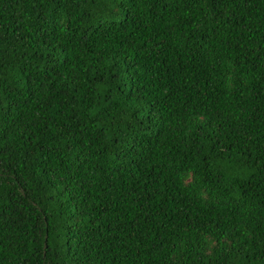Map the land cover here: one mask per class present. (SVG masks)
Listing matches in <instances>:
<instances>
[{"label":"trees","instance_id":"1","mask_svg":"<svg viewBox=\"0 0 264 264\" xmlns=\"http://www.w3.org/2000/svg\"><path fill=\"white\" fill-rule=\"evenodd\" d=\"M0 264H264V0H0Z\"/></svg>","mask_w":264,"mask_h":264}]
</instances>
